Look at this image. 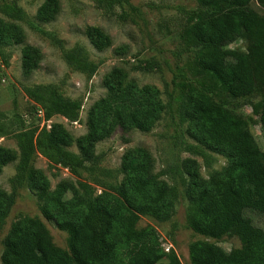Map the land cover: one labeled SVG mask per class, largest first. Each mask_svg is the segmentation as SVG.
<instances>
[{
    "label": "trees",
    "instance_id": "16d2710c",
    "mask_svg": "<svg viewBox=\"0 0 264 264\" xmlns=\"http://www.w3.org/2000/svg\"><path fill=\"white\" fill-rule=\"evenodd\" d=\"M95 1L112 7L118 0ZM252 1L196 0L199 8L189 12L193 22L186 31L185 46L193 52L197 66L230 97L252 98L257 88H262L259 123L264 130V15L255 12ZM256 1L264 12V0ZM57 10L56 0H46L37 17L49 21ZM1 11L15 20L25 17L13 5H4ZM85 33L94 48L109 46L108 36L98 28L89 27ZM11 37L19 41L20 29L0 19V47ZM239 39L248 42L245 51L228 48ZM24 55V72L29 73L37 65L39 51L26 47ZM63 58L71 68L88 76L97 70L82 47L64 50ZM125 80L126 73L119 68L106 76L107 93L90 108L87 133L77 141L81 156L67 149L73 140L61 125L18 134L19 161L13 181L38 191L44 219L68 235L71 258L52 244L41 221L24 218L11 227L5 239L2 264H154L151 256L159 252L155 234L150 229L138 230L137 222L141 216L170 219L177 194L151 174L149 154L139 149L129 152L124 162L128 169L125 181L116 195L103 192L94 199L89 197V186L81 182V191L61 184L50 192L42 172L31 165L39 152L51 164L65 166L76 176L86 172L103 186L98 176L110 172L99 167L96 143L118 127L149 132L164 109L154 87L139 88L125 84ZM24 92L43 109L45 119L58 115L70 122L78 120L81 102L59 95L54 85L27 87ZM192 95L188 101L191 135L226 156L229 165L213 173L208 182L189 168L192 181L186 225L195 234L214 240L234 235L241 247L226 252L213 243L195 242L188 250L190 264H264V228L246 216L250 211L264 219V133L261 149L248 123L235 115L233 107L217 102L208 90L195 89ZM14 159L11 151L0 148V169ZM67 190L72 193L70 198ZM10 203V197L0 192V222ZM166 264L181 263L172 253Z\"/></svg>",
    "mask_w": 264,
    "mask_h": 264
},
{
    "label": "rangeland",
    "instance_id": "374dc122",
    "mask_svg": "<svg viewBox=\"0 0 264 264\" xmlns=\"http://www.w3.org/2000/svg\"><path fill=\"white\" fill-rule=\"evenodd\" d=\"M45 1L0 0V19L17 25L21 33L19 41L11 37L0 47V148L15 155L13 161L0 169V192L11 200L8 213L0 222V264L11 227L24 218L41 221L52 244L70 257L68 235L44 219L38 191L13 181L19 161L17 136L31 130H50L58 124L72 136L73 143L67 149L81 156L77 141L87 133L88 112L106 95L104 80L115 68L126 73L125 84L139 88L152 86L158 91L164 109L151 130L118 127L108 138L96 143L95 155L101 156L99 167L110 172L108 176H98L103 186L97 185L86 172L76 176L65 166L51 164L39 152L31 162L33 169L42 172L50 192H55L61 184L81 191L78 186L81 182L89 186L90 198L103 192L115 196L125 181L127 155L136 149L145 151L152 160L151 174L177 194L170 219L158 221L141 216L137 222L138 230L150 229L155 234L159 252L151 256L154 264H166L172 253L181 264H190L188 250L195 242L213 243L226 252L239 249L241 243L234 235L214 240L195 234L186 225L192 181L189 168L203 182H208L213 173L229 165L226 156L191 135L188 101L195 89L212 92L217 102L233 107L235 115L248 123L249 131L262 149L264 130L259 116L263 91L259 87L252 98L234 99L197 66L193 52L185 46V34L193 22L189 12L199 8L196 0H118L112 7L95 0H56L57 13L44 22L37 13ZM4 5L21 9L24 19L5 15L1 11ZM250 6L258 15H264L256 0ZM89 27L98 28L108 36L109 46L101 50L94 48L85 33ZM77 46L97 64L93 75L78 72L65 62L63 51ZM247 46L246 39H239L228 48L245 51ZM26 47L39 51L37 65L29 73L24 72ZM48 84L54 85L64 98L81 102L77 121L70 122L58 115L45 119L43 109L24 92L27 87ZM71 196L69 191L67 197ZM246 216L264 228V219L258 214L248 211Z\"/></svg>",
    "mask_w": 264,
    "mask_h": 264
}]
</instances>
